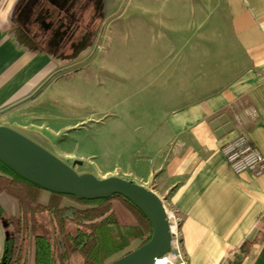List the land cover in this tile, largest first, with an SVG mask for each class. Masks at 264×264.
I'll return each instance as SVG.
<instances>
[{"label": "crops", "instance_id": "crops-1", "mask_svg": "<svg viewBox=\"0 0 264 264\" xmlns=\"http://www.w3.org/2000/svg\"><path fill=\"white\" fill-rule=\"evenodd\" d=\"M103 1L0 0V126L13 130L19 121L33 120L32 105L60 70L53 45L44 41L54 27L39 29L37 10L69 2L104 7ZM223 4L230 38L247 68L221 90L170 112L142 139L139 156L131 152L125 171L175 214L187 264H232L235 258L264 264V174H235L221 153L246 133L264 156V0ZM0 206L1 261L4 241L13 234L7 216L17 207L5 195Z\"/></svg>", "mask_w": 264, "mask_h": 264}, {"label": "rangeland", "instance_id": "rangeland-1", "mask_svg": "<svg viewBox=\"0 0 264 264\" xmlns=\"http://www.w3.org/2000/svg\"><path fill=\"white\" fill-rule=\"evenodd\" d=\"M103 5L87 8L84 49L57 58L60 70L32 105L33 120L13 130L77 175L129 180L131 152L139 156L147 132L221 90L247 63L230 38L223 0Z\"/></svg>", "mask_w": 264, "mask_h": 264}, {"label": "trees", "instance_id": "trees-1", "mask_svg": "<svg viewBox=\"0 0 264 264\" xmlns=\"http://www.w3.org/2000/svg\"><path fill=\"white\" fill-rule=\"evenodd\" d=\"M70 3L39 8L37 27L44 31L51 26H69L71 20L65 19H73L77 29L79 21ZM0 195L14 200L17 207L14 216H7L13 234L4 241L0 264H109L152 236L147 217L121 195L84 200L49 191L2 161ZM119 214L127 216L128 223H122ZM232 264H239L237 258Z\"/></svg>", "mask_w": 264, "mask_h": 264}, {"label": "water", "instance_id": "water-1", "mask_svg": "<svg viewBox=\"0 0 264 264\" xmlns=\"http://www.w3.org/2000/svg\"><path fill=\"white\" fill-rule=\"evenodd\" d=\"M0 161L49 191L84 200L118 194L132 202L149 220L152 226L151 239L109 264H154L156 259L169 253L171 234L163 202L155 193L132 180L77 175L50 153L4 126H0Z\"/></svg>", "mask_w": 264, "mask_h": 264}, {"label": "built area", "instance_id": "built-area-1", "mask_svg": "<svg viewBox=\"0 0 264 264\" xmlns=\"http://www.w3.org/2000/svg\"><path fill=\"white\" fill-rule=\"evenodd\" d=\"M252 115L254 116L255 113L253 112ZM221 153L228 167L235 174L244 172L254 176L264 174V156L246 133H239L232 140L225 143L221 148ZM166 214L169 221L171 240L169 253L164 256L168 259L164 264H187L181 247L178 219L173 212L167 209ZM158 261L159 259H156L154 264H158Z\"/></svg>", "mask_w": 264, "mask_h": 264}, {"label": "flooded vegetation", "instance_id": "flooded-vegetation-1", "mask_svg": "<svg viewBox=\"0 0 264 264\" xmlns=\"http://www.w3.org/2000/svg\"><path fill=\"white\" fill-rule=\"evenodd\" d=\"M77 2H71L73 9L72 12L76 13V19L79 21V26H77V29L73 25V19H65V21L71 22L69 26H58L54 27L49 35L47 36L44 41L50 42L51 45H53L51 48L53 49V54L54 57L56 58H70L74 56L76 53H79L81 50L84 49V45L86 40V31H85V25H84V20H85V13L87 8H92V7H87L85 6H80V4H76ZM80 3V2H78ZM74 15V14H72ZM39 33L36 35V37H44L43 33ZM39 40V39H38ZM77 40V41H76ZM69 47H72L73 52H69ZM67 51V52H64ZM74 54V55H73Z\"/></svg>", "mask_w": 264, "mask_h": 264}, {"label": "bare ground", "instance_id": "bare-ground-1", "mask_svg": "<svg viewBox=\"0 0 264 264\" xmlns=\"http://www.w3.org/2000/svg\"><path fill=\"white\" fill-rule=\"evenodd\" d=\"M167 257L160 258L158 264H164L167 261Z\"/></svg>", "mask_w": 264, "mask_h": 264}]
</instances>
